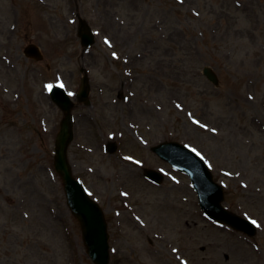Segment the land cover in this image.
<instances>
[{
  "label": "rangeland",
  "instance_id": "374dc122",
  "mask_svg": "<svg viewBox=\"0 0 264 264\" xmlns=\"http://www.w3.org/2000/svg\"><path fill=\"white\" fill-rule=\"evenodd\" d=\"M30 43L42 60L26 57ZM82 70L90 103L75 106L68 158L106 208L109 264H264V0H0V203L10 187L30 192V238L6 224L17 255L0 264H93L53 168L63 112L46 88L71 93ZM169 140L201 154L255 235L206 218L189 179L150 150ZM147 168L164 174L159 185Z\"/></svg>",
  "mask_w": 264,
  "mask_h": 264
},
{
  "label": "water",
  "instance_id": "95a60500",
  "mask_svg": "<svg viewBox=\"0 0 264 264\" xmlns=\"http://www.w3.org/2000/svg\"><path fill=\"white\" fill-rule=\"evenodd\" d=\"M83 26L87 33H81L82 43L87 46L92 43L93 38L88 32V27L84 24ZM26 53L36 59L41 58L37 48L33 45L26 49ZM204 73L209 79L216 82V77L209 68H205ZM87 89L88 85L83 83L82 93L84 95ZM53 98L58 106L66 111L65 117L61 121L60 131L56 136L54 167L62 177L67 204L80 222L87 253L94 263L108 264V234L103 213L96 202L88 197L80 181L72 177L66 156L68 143L72 139L71 102L63 89L57 86L54 87ZM114 149L115 145L110 143L109 150L113 151ZM152 150L175 168L190 175L197 190L200 206L210 218L224 221L249 234L254 233V226L249 221L235 216L221 206L222 189L211 180L210 173L203 161L194 152L173 142L163 143ZM147 174L156 181H160L162 178L154 171H148Z\"/></svg>",
  "mask_w": 264,
  "mask_h": 264
},
{
  "label": "flooded vegetation",
  "instance_id": "af4514ba",
  "mask_svg": "<svg viewBox=\"0 0 264 264\" xmlns=\"http://www.w3.org/2000/svg\"><path fill=\"white\" fill-rule=\"evenodd\" d=\"M7 194H16L14 191V188H9L7 191ZM6 207H4L0 203V243L3 247H6V250L0 251V253L8 254L11 258L16 257L17 255V248L14 247L13 250L11 248H8L9 246H12L13 244L10 241L11 237V231L7 233L6 239L4 238L5 234V226L6 224L12 225L17 224L19 226V223L22 222V227L25 225L28 228V233H30V193H28V196L23 200L22 202H5ZM177 218L181 219V214L177 213ZM28 258H30V254L27 252ZM26 264H30V261L24 262ZM1 264H15L13 261L7 262V263H1Z\"/></svg>",
  "mask_w": 264,
  "mask_h": 264
},
{
  "label": "snow or ice",
  "instance_id": "6c2138e0",
  "mask_svg": "<svg viewBox=\"0 0 264 264\" xmlns=\"http://www.w3.org/2000/svg\"><path fill=\"white\" fill-rule=\"evenodd\" d=\"M106 42H107V41H106ZM61 87H62V85H61ZM46 88L50 89V88H51V86H50V85H49V86H46ZM69 95H71V93H69ZM196 123H198V121H196ZM193 151H195V150L193 149ZM252 223H253V224H255V223H256V221H254V220H253V221H252Z\"/></svg>",
  "mask_w": 264,
  "mask_h": 264
}]
</instances>
